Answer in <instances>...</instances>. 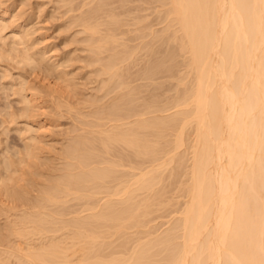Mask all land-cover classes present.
Here are the masks:
<instances>
[{
  "label": "bare ground",
  "instance_id": "obj_1",
  "mask_svg": "<svg viewBox=\"0 0 264 264\" xmlns=\"http://www.w3.org/2000/svg\"><path fill=\"white\" fill-rule=\"evenodd\" d=\"M0 264H264V0H0Z\"/></svg>",
  "mask_w": 264,
  "mask_h": 264
},
{
  "label": "rangeland",
  "instance_id": "obj_2",
  "mask_svg": "<svg viewBox=\"0 0 264 264\" xmlns=\"http://www.w3.org/2000/svg\"><path fill=\"white\" fill-rule=\"evenodd\" d=\"M172 93H173V91L171 92V94H172ZM174 207L176 208V206H174ZM171 208H172V209H170V208H168V209H170L171 211L174 210L173 207H171ZM170 210H169V213H170ZM162 211H164V210H162ZM162 211H161V213H160L159 211H158V212H155V213H154L155 215H154V214L152 215V216H153L152 218L154 219V221H153L154 224H156V223L164 224L165 221L167 222V221L170 219V215H169V213H168V212H165L166 210H165L163 213H162ZM166 213H167V214H166ZM162 222H163V223H162ZM153 223H152V224H153ZM166 226H167V225H164L163 228H161V229H162V230L165 229Z\"/></svg>",
  "mask_w": 264,
  "mask_h": 264
}]
</instances>
